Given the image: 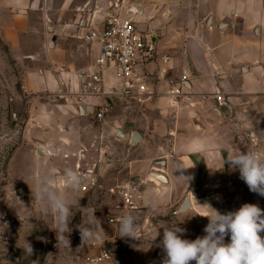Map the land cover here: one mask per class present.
<instances>
[{
  "label": "crops",
  "instance_id": "crops-1",
  "mask_svg": "<svg viewBox=\"0 0 264 264\" xmlns=\"http://www.w3.org/2000/svg\"><path fill=\"white\" fill-rule=\"evenodd\" d=\"M115 1L0 0L1 212L17 215V200H35L49 175L62 188L66 169L81 182L97 180L88 192L79 188L71 208H83L87 219L94 213L102 240L82 245L79 237L73 246L80 259L61 264H84L103 247L115 264H161L163 227L178 224L186 199L187 211L199 216L212 211L209 205L227 214L222 201L235 184L231 212L246 203L264 210V196L224 163L230 154L260 152L254 143L264 120V0H127L141 13V29L161 34L159 55L171 57L166 79L155 84L153 106L135 111L117 97H92L83 89L100 52L83 41L84 23L88 28L94 16L100 24ZM149 69L158 75L160 67ZM186 72L184 92L194 102L173 109L166 93ZM104 82L118 86L111 71ZM135 132L139 143H133ZM132 184L140 209L123 211L120 190ZM152 197L155 208L145 203ZM20 210L28 216L30 207ZM125 214L135 218L138 239L122 238L120 225L107 222ZM2 226L0 237L14 234ZM178 226L186 230L182 239L198 237L194 224Z\"/></svg>",
  "mask_w": 264,
  "mask_h": 264
},
{
  "label": "clouds",
  "instance_id": "clouds-1",
  "mask_svg": "<svg viewBox=\"0 0 264 264\" xmlns=\"http://www.w3.org/2000/svg\"><path fill=\"white\" fill-rule=\"evenodd\" d=\"M224 163L232 170H239L240 178L249 190L264 196V152L255 149L230 154ZM183 168L179 169L182 170ZM183 176V175H182ZM80 188V177L72 169L64 172V186L58 189L51 175L41 180L34 199L45 213L55 216L57 239L59 243L70 246L68 235L71 232L69 217L72 200ZM78 203L79 201L76 200ZM145 203L156 207L154 197ZM206 215V233L195 240L182 239L185 229L176 225L163 227L161 246L165 258L163 264H264V210L256 204H243L237 211L222 214L213 209ZM94 213L77 226L82 245L98 244L102 233ZM119 231L122 238L138 239V226L131 214L121 216ZM159 235L157 230L156 237ZM230 236V242L225 238ZM31 251V248H30Z\"/></svg>",
  "mask_w": 264,
  "mask_h": 264
},
{
  "label": "built area",
  "instance_id": "built-area-1",
  "mask_svg": "<svg viewBox=\"0 0 264 264\" xmlns=\"http://www.w3.org/2000/svg\"><path fill=\"white\" fill-rule=\"evenodd\" d=\"M141 16L134 11L127 0H116L104 14L100 24L94 16L91 18L87 31L82 39L88 44H97L100 48L95 61V71L84 81L83 89L92 97H117L125 103L138 108L151 107L154 97L157 96L155 84L166 79L171 62L169 55H159L156 39L161 36L155 30L145 32L141 29ZM159 65L156 72L149 68ZM111 71L118 81V86L106 87L105 72ZM190 74L183 73L177 84L166 93L170 107L173 109L183 105H192L194 98L184 92L189 90ZM153 106V105H152ZM104 111L97 114L102 119ZM89 175V173H88ZM82 178L81 175L79 176ZM97 187V180L88 178L80 180L82 192H88ZM137 185L132 184L120 190L122 205L119 209L127 212L139 211L137 204ZM120 217H107L109 224H119ZM84 264H115L113 255L106 248L96 257H86Z\"/></svg>",
  "mask_w": 264,
  "mask_h": 264
},
{
  "label": "rangeland",
  "instance_id": "rangeland-1",
  "mask_svg": "<svg viewBox=\"0 0 264 264\" xmlns=\"http://www.w3.org/2000/svg\"><path fill=\"white\" fill-rule=\"evenodd\" d=\"M129 106V105H128ZM131 111H135L134 106H129ZM144 111V110H143ZM120 112V110H118ZM151 111H146L150 113ZM257 135L259 140L254 143L262 152L264 149V120L259 121L257 127ZM239 190V185L235 184L226 195V199L222 204L228 206L226 213L232 211L234 208V195ZM1 202V201H0ZM17 215L10 217L7 212L0 210V225L6 230L12 229L14 234L11 235L6 231L0 237V264H61L64 261L69 262L70 259L78 261L80 258L75 257L77 250L73 246L75 240L80 236L77 226H80L87 219L83 215V208H71V215L69 217V227L71 232L65 234L70 240V246L59 243L56 228L55 216L51 213H45L41 210V206L36 200L18 199ZM11 200L7 198L1 204L5 211L10 208ZM86 204V203H85ZM29 205L30 211L28 216H22L20 207ZM219 212H224V207L219 208ZM201 213V212H200ZM192 223L198 237L204 236L205 226L208 224V219L191 213L184 212L178 220V224ZM230 242V237L225 238V243ZM31 248V251H30ZM74 257V258H73ZM69 259V260H68ZM67 264V263H66Z\"/></svg>",
  "mask_w": 264,
  "mask_h": 264
},
{
  "label": "water",
  "instance_id": "water-1",
  "mask_svg": "<svg viewBox=\"0 0 264 264\" xmlns=\"http://www.w3.org/2000/svg\"><path fill=\"white\" fill-rule=\"evenodd\" d=\"M118 134L122 135V132L118 131ZM140 140H141V135L138 132H135L134 136H133V143H139ZM158 165L159 166H163L164 163L163 162H159ZM153 176H154V178L158 179L161 182H165L166 181L165 178L163 176H161V175L154 174ZM240 182L243 183L244 181L242 179H240ZM189 209H190V201H189V199H186L185 203L180 208L179 212L182 213V212L187 211ZM227 209H228V206L225 205V211H227ZM161 264H163V263L161 262Z\"/></svg>",
  "mask_w": 264,
  "mask_h": 264
}]
</instances>
